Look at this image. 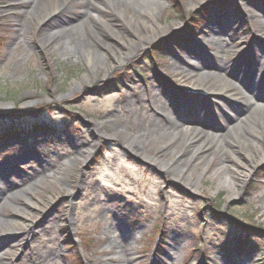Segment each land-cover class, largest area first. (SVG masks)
Here are the masks:
<instances>
[{"label": "rangeland", "instance_id": "1", "mask_svg": "<svg viewBox=\"0 0 264 264\" xmlns=\"http://www.w3.org/2000/svg\"><path fill=\"white\" fill-rule=\"evenodd\" d=\"M23 1L0 0V127H17L8 139L0 138V190L8 178L16 183L41 164L56 168L68 161L75 155L74 139L92 148L83 165L69 164L60 178L63 187L55 179L41 184L37 175L38 184L22 186L28 188L25 197L11 198L3 207L2 201L0 219L16 221L19 231L13 233L9 223L0 225V249L13 245L0 264H33L31 252L37 250L45 252L41 264H264V158L259 153L264 127L254 120L238 123L246 108L256 120L264 117V103H257L242 82L264 54V36L244 8H256L251 12L260 15L264 0H204L191 7L192 0H160L162 8L134 2L137 12L152 10L156 22L167 27L162 33L155 30L156 37L111 68L106 67L112 61L109 50L97 56L105 67L90 68L79 56L71 63L74 57L57 54L46 40L51 30L77 24L84 10L87 26L100 39L106 30L89 14L99 15L121 37L134 36L113 13L116 6L71 0L37 24ZM35 5L38 17L51 8L47 0ZM226 10L237 29L219 37L239 49L228 60L219 55L217 44H208L215 36L205 33L211 26L219 30ZM19 23L26 35L21 44L13 41ZM77 25L72 33L99 48V38L90 39L85 25ZM180 32L184 35L178 40ZM61 42L71 44L66 38ZM108 42L114 49L124 47L115 39ZM177 67L220 72L238 94L216 99L215 80L191 83L173 71ZM189 88L205 90L207 96L190 95ZM161 96L170 111L185 103L190 114L198 112L199 103H213L212 128H200L207 130L210 146L193 143L173 159L172 145H179L180 138L152 128L146 119ZM235 124V131L227 129ZM213 132L221 138L212 141ZM156 144L167 147L172 167L160 163ZM141 148L144 155L137 153ZM173 165L186 166L184 175ZM225 176L232 182L225 183ZM110 224L115 242H110ZM58 246L61 252L47 253Z\"/></svg>", "mask_w": 264, "mask_h": 264}, {"label": "bare ground", "instance_id": "2", "mask_svg": "<svg viewBox=\"0 0 264 264\" xmlns=\"http://www.w3.org/2000/svg\"><path fill=\"white\" fill-rule=\"evenodd\" d=\"M69 1L71 0H58L57 2H55L54 0H47L51 8L48 12L46 11L44 13V16L42 17H38L37 14H35V12L37 11L34 9L36 6L35 4L39 2L40 4H42L44 0H37V1L27 0V1H23L22 4L25 6L29 5V8L25 9V11L28 14H30L29 18H32L31 21L33 19H36V23L41 24V22L43 21V17H47L48 15H53L54 13L58 11L60 7H63V4H66ZM138 1L139 2L141 1L142 3L147 2L151 4L153 8L155 7L162 8L163 6L160 0H98L97 2V5L100 7H105L106 5L116 6V11H114L113 13L124 20L125 25L130 29L131 33H133L134 36H131L128 38L121 37L119 33L117 32V30L114 29V27L111 26L109 23L102 21L99 15H96V14L92 15L88 13L90 15L89 16L90 18H92L93 20L95 19V21H97L101 25V27L104 30H106L105 37H102L100 39L87 26L86 20L83 18V16L87 15L86 14L87 11L84 10L82 11L83 15L81 14L82 16L80 17V20L77 24L85 25V30L90 39L99 38L98 39V42L100 43L99 48L98 47L96 48L92 45H88L87 39H82L80 35H75L72 33V30L78 27L77 24L70 25L67 28L51 30L50 32H48V36H47L48 39L46 41H48V43L54 44L55 46L54 48L56 49L57 54H60L66 58L74 57L75 59L74 61H71V63H75L78 58L77 56H79L83 58V61L87 67H90V68H98V67H103V66L105 67V65H103L101 62L98 61L97 56L102 54L101 52L103 51L106 54L107 53L106 50H109L112 61L106 67L111 68L112 65H118V64L120 65L122 62L125 61L126 58L129 57V55L134 53V50L136 48H142L145 44V41L150 40L153 37H156L154 36L155 30L162 33L167 27V26L163 27L158 22H156V17L152 10L143 11L142 9L141 10L138 9L139 11L137 12L134 9L135 7L133 8L132 5L134 2L139 3ZM201 1H204V0H192L189 5L191 7L194 4L200 3ZM138 8H141V6ZM254 9L253 11L250 9V7H247L246 5L244 8V10L247 13L249 12L248 18L250 20H255L257 22V27L259 29L258 31L260 35L264 36V13H260V15H256L251 12V11L255 12L256 8ZM226 12L227 14H225L226 16L224 20H222L224 21V23L221 27H219V30L217 31L214 26H211L210 28L209 27L207 28V31L205 33L210 34V36L211 34L215 36V37H212L208 41V44H217L219 55L220 56L224 55L225 59L228 60V58L235 55L239 49L238 48L234 49L233 45L229 41H226L224 39H221V37H219L220 36L219 33L227 35L228 37L230 33L234 32L237 29V25L235 22H233L232 16L230 15L231 13H228L227 10ZM21 27H22L21 23L17 24V28L14 31V35H13L14 43L21 44L20 42L24 41V38L26 35L20 29ZM141 27H143V29L146 30V32H139V29ZM65 38L69 40L68 43L71 42V44H69L67 47L65 46V44H62L61 42L62 39L64 40ZM114 39L119 41L124 47H119L118 49H114L113 47H111V44H109L108 41L113 42ZM261 48L262 47H260L258 51H260ZM244 53L245 52H242V54L239 55V58L240 57L244 58V55H245ZM221 59H223V57H221ZM258 59L259 60H255L256 62H254L253 68L250 69V71L246 74L247 76L245 80L246 83L244 82V79L242 82L244 84L243 85L244 90L247 91V93H249L252 96V98L256 100L257 103H264V69H263L264 54L261 55V57L259 56ZM190 65L194 66L192 62L189 63V67ZM193 68H197V67H193ZM218 68L222 69L223 66H219ZM173 71H177L179 74H184V77H186V79L189 80V82L191 83L195 82V83H200L201 85H205V82L208 83L210 80H215L218 85V89H217L218 94H215L214 96L216 99H220V98L222 99V95L228 96V97H231V96L234 97L238 94L236 89L234 90L232 88L231 84L225 81H222L219 78L220 75L218 73L220 72H206L204 74H201L199 72L200 70L198 69L188 71V70H183L180 67H177V70H173ZM237 71H240V69H237ZM156 86L159 87L160 84L159 86L158 85ZM235 91L237 92V94ZM167 103H169L168 99L165 96H161L158 107L155 109H152V113L154 114L153 115L146 114V119L149 118V121H151L150 126L152 128H163L164 130H170L171 131L170 137L180 138L181 143H179V145H174V146L172 145L171 153L173 155L176 154L174 155L173 159L177 160L179 157L178 155H181V153H183L186 146L191 145L193 143H195L196 146H199V148H202L205 145L204 144L205 142L207 143L206 146H210V144L207 141L208 132H205L207 130H204V129L201 130L200 128L201 127L203 128L205 126L212 128L211 122H212V119L213 120L215 119V116L211 113L212 112L211 105L213 103L211 104V102L209 101H207L206 104L199 103L198 112H195L193 114H190L188 112L187 106H185V103H183L182 105H179V108L177 107L173 108L172 111H170L169 108L167 107ZM189 114H190V117H188ZM244 114H245L244 118L239 120L238 122L239 124H241L242 122H247L248 120H252V121L254 120L256 122H259L258 124H261L262 127H264V117L261 118L260 121L256 120V118L254 117L253 111L250 108H246ZM236 127H238L237 124L227 129L235 131ZM95 128L98 130L99 134L103 135L100 129V125H98V123H96ZM197 129H200V132H198ZM255 130L257 129L252 128L253 132H255ZM202 132L206 133V136L205 135L203 136ZM116 135L124 138V136L121 134L120 131H118ZM210 136H212L211 137L212 141H216L215 140L216 138L217 139L221 138V136L218 135L216 132H213V134L211 133ZM71 142L76 147L75 155L69 158L68 161L60 162L59 166L56 168H53L54 166H52L51 167L53 168L52 171H49L51 169L50 167L49 168L42 167L43 165L41 164L39 165L40 170L34 171L32 174H28L27 176L23 175L19 177L16 183L11 181L10 178H8V180L3 183V186H4L3 189L0 190V204L3 201V205L1 207H3L6 203L9 204V200H11V198L25 197L28 193L27 191L28 188H24L22 186L29 185V187L30 186L33 187L34 185L38 184L35 181L36 179L35 177L37 175L41 176V180L39 181V183L41 184L43 183L46 184L47 183L46 181H48V179L49 180L55 179L56 183H58L60 187H63L64 184L61 182L62 180L60 178L66 172L67 168L69 167V164L73 166L83 165L87 161L88 155L92 148L91 145L86 146L82 139H74ZM166 148L167 147L163 148L161 144H156L153 146V151H155L156 154L162 153L160 163H162V165H164L165 168L166 167L168 168V167H172L173 161H172V158L166 159V156L169 155L168 153H165L167 151L165 150ZM255 148H258V147L256 146ZM137 153L142 154V155L145 154L142 148L141 150L138 149ZM259 153H260V156L264 158V150L263 151L261 150ZM173 167H175L174 168L175 171H177L180 174V176L184 175L185 173L184 170L186 169L185 168L186 166L181 167V166L173 165ZM224 179H225V183L227 184L232 182L230 178L227 176H225ZM65 186L68 187V189L72 190V187L69 184H65ZM260 201L262 202L264 206V195L261 197ZM65 219H66V222L70 223L68 216ZM15 222L16 221L9 220V219H4V221L0 219V225L9 223L13 233L19 231V229L16 228V226L14 225ZM21 224L23 225V227L27 226L24 221H22ZM110 228L112 230V233L109 235L110 242H115L117 241V238H116L117 235H115L114 233L115 227L113 226V224H110L109 229ZM12 246L13 245H9L7 247L8 249H0V257L5 256L6 253L8 254V252L12 250L13 248ZM33 250H36V249L33 248ZM59 251H60V247L58 246V247H55L54 250L47 251V253L53 254V252H59ZM44 254L45 252H43V254L42 253L40 254L39 250H37L36 252L32 251L31 260L33 261V264H36V263L41 264L43 260L42 257ZM242 262L245 263V261H242Z\"/></svg>", "mask_w": 264, "mask_h": 264}, {"label": "trees", "instance_id": "3", "mask_svg": "<svg viewBox=\"0 0 264 264\" xmlns=\"http://www.w3.org/2000/svg\"><path fill=\"white\" fill-rule=\"evenodd\" d=\"M187 31H188V29H187ZM16 128H17L16 126H12V127H10V129L7 126H5L3 128L0 127V138L6 139V138L10 137L12 134H14L16 132L15 131Z\"/></svg>", "mask_w": 264, "mask_h": 264}]
</instances>
